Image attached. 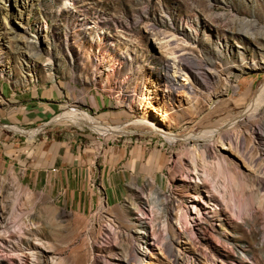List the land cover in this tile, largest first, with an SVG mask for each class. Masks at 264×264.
Listing matches in <instances>:
<instances>
[{"label":"rangeland","instance_id":"rangeland-1","mask_svg":"<svg viewBox=\"0 0 264 264\" xmlns=\"http://www.w3.org/2000/svg\"><path fill=\"white\" fill-rule=\"evenodd\" d=\"M16 1L0 0V115L18 111L29 91L54 90L60 110L50 127L94 168L80 208L17 170L0 171V264H264V144L259 125L243 128L248 103L264 96V0H33L27 13ZM188 61L205 67L210 90L182 71ZM31 73L38 80L25 84ZM151 107L178 142L157 132ZM70 108L123 134L109 139L58 117ZM0 126L27 140L43 131ZM201 130H219L218 142L199 143L210 149L209 169L183 154L196 148L186 137ZM221 135L248 138V149ZM151 154L159 166L140 168ZM219 159L251 181L257 211L247 223L229 213L225 183L207 182L204 170ZM16 192L26 220L18 233ZM187 209L191 236L181 235Z\"/></svg>","mask_w":264,"mask_h":264},{"label":"crops","instance_id":"crops-1","mask_svg":"<svg viewBox=\"0 0 264 264\" xmlns=\"http://www.w3.org/2000/svg\"><path fill=\"white\" fill-rule=\"evenodd\" d=\"M34 90L21 99L23 102L18 111L13 108L11 115H0V122L7 119L16 126L40 125L39 129L43 131L39 137L27 140L15 137L14 133H4L8 130L0 126V171L17 170L29 186L43 185L48 191L62 192L66 202L83 207L87 202L85 182L91 176L94 165L87 163L86 156L79 154L77 145L71 147L72 144L60 139L57 129L50 127L60 110L57 93L54 90ZM140 158L142 155L137 154L130 162L137 163ZM156 162V157L151 154L140 168H151L152 171L159 166Z\"/></svg>","mask_w":264,"mask_h":264},{"label":"bare ground","instance_id":"bare-ground-1","mask_svg":"<svg viewBox=\"0 0 264 264\" xmlns=\"http://www.w3.org/2000/svg\"><path fill=\"white\" fill-rule=\"evenodd\" d=\"M19 1L21 3L18 4V6L22 9V13H27L29 10L28 6L31 5L33 0H31L30 3L24 2L22 0H17L16 2L19 3ZM211 61H212V59L208 58L206 62H211ZM180 67H181L182 71L192 72V74H194V77L196 78V80L199 83H202V85H204V87L207 88L208 90H210L212 88L210 78L207 76V73H205V67H203L202 65L188 61V62H183L180 65ZM49 74H50L51 79L54 80V78H55L54 73L50 72ZM9 77H10V75H9ZM25 79H26V80H24L25 84L29 83V82L31 83L32 81L33 82L37 81L38 76L35 75L34 73H31V74L26 75ZM11 81H12V78H11ZM14 81L15 80H13V82ZM173 81L175 82L176 80L173 78ZM179 84H182L183 87L185 86V84H183V83H179ZM175 85H176V82H175ZM247 107L248 108L245 110L244 115H243V117H245V119H246L245 121H243V123H244L243 128L245 130H251L253 128V126L259 125L261 127V132L259 133L256 131V135H257L256 139L259 141L260 145H263L264 144V96L262 98H260L259 95H255L253 97V99H251V101L248 103ZM146 111L150 112V114H152V124H155L158 126L157 127L158 133H160L162 136H164L168 140L175 141V142L179 141L177 134L173 133L171 129H168V127H166L167 125L165 124V122L162 121L161 116L158 115L159 114L158 109L151 107L150 109L147 108ZM58 117H64V118L70 119V120L75 121V122H82L84 124H87L90 127L97 128L98 130L103 132L104 136L109 134L110 135L109 139H112V138L114 139L117 136L123 134V131L114 130L112 128L110 129V128L100 124L99 122H96L95 120L88 118L87 116H81L80 114L75 113L74 111H72L71 108L67 109V112H65L62 116H58ZM225 118H227V117H225ZM192 120H193L192 122L194 123L195 120L194 119H192ZM204 122H205V120H201L200 122L196 123V126L198 127L199 125H201ZM36 131L37 130H34L33 132H31L32 137L34 136ZM218 132H219V130L210 131V132H208L207 130H201L199 132H191L187 137L185 136L188 143H191V145H192V143L194 142L193 144H195L196 148L194 150H192L193 147H191V148L189 146L186 147L185 151L183 152L184 156L191 159L194 166L198 167V163L199 164L202 163V165H201L202 168L203 167L207 168L206 164H208V162L210 161V160L208 161V158L210 155V149L208 147H205V146L203 147V145H199V143L204 142V141L206 142L210 139L217 141L215 139V136L218 134ZM223 137H226V136L221 135L219 137V139L224 140ZM226 139L231 141L232 144L236 145V148L242 154H244L245 150L248 149L249 140L246 137H244L239 142H237V141L235 142L231 136H227ZM198 150H199V152H197ZM249 155H251V153ZM249 160H250V158H249ZM207 169H209V168H207ZM207 169L204 170L206 172L205 175H206L207 182L210 181L211 184H214L217 179H219V180L221 179L225 183L224 186L222 185V187L224 189L223 197L225 196L226 207H227L229 213L231 214V216L235 220H240V221H243L244 223H247L246 216L254 217L255 212L257 211V207H256L257 204L255 201V198L253 197L254 196V190H253L252 185H250L251 181L248 178L239 174L235 170L234 165L231 164L226 159H224V160L219 159V161H217L216 167H214V170L213 169H212V171L210 170L209 173H208ZM210 177H211V179H208ZM214 188L217 189L216 186ZM16 193H15V195H16ZM19 193H21V192H19ZM19 193H17L18 194L17 197L15 196L16 199L14 200V203L12 205V206H14V208H12L13 212L15 211V214H17V215L13 214V216L15 215L14 218L18 219V220L21 219L22 215H20L19 212L16 211L15 209H16V207H18V205H20V203L21 204L23 203V202H20V199H21L20 196L21 195H19ZM27 196H30V195H27ZM27 200H28L27 203L30 202L29 201L30 199H27ZM210 201L214 202L215 204H218L217 198H215V196H213V195L211 196ZM28 204H26V205L28 206ZM209 204L210 203L207 202L208 206H210ZM30 205H31V203H30ZM203 216H204V211L199 208V210H197V212H196V217L194 218L196 224H198V222L203 220ZM191 217H193L191 214V210L189 211V209H187V211L185 213L184 221L182 222L184 226H181L183 228V232H181V235L182 234H188V235L190 234V236H191L192 233H191V229L189 227ZM181 220H183V219H181ZM24 221L26 222L25 218L22 217L21 222H23V223H21V222L19 224L16 223V225L13 227L14 232L18 233V232L22 231L21 229L23 227L21 226V224H25ZM31 223H32V221H31ZM21 253L19 255H16V256H18L17 258H20L23 262L26 263L25 258H24L26 256L24 255V252L21 251Z\"/></svg>","mask_w":264,"mask_h":264}]
</instances>
